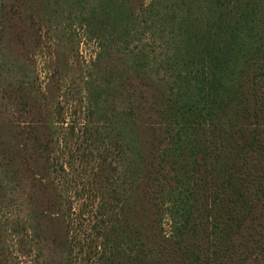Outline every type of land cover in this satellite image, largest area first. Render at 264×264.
I'll return each mask as SVG.
<instances>
[{
    "label": "trees",
    "instance_id": "obj_1",
    "mask_svg": "<svg viewBox=\"0 0 264 264\" xmlns=\"http://www.w3.org/2000/svg\"><path fill=\"white\" fill-rule=\"evenodd\" d=\"M77 134L100 201L88 262L264 264V0H0V211L17 191L26 207L0 217V264L9 233L74 264L57 154Z\"/></svg>",
    "mask_w": 264,
    "mask_h": 264
},
{
    "label": "rangeland",
    "instance_id": "obj_2",
    "mask_svg": "<svg viewBox=\"0 0 264 264\" xmlns=\"http://www.w3.org/2000/svg\"><path fill=\"white\" fill-rule=\"evenodd\" d=\"M81 46L79 48V59L85 66L95 58L98 47L95 43L87 42L82 36L80 37ZM45 43V44H44ZM51 47L48 39L44 42L42 33V42L40 52L37 54L38 73L40 83L45 87L47 83V62L50 59L48 48ZM78 76V75H77ZM63 90L67 98L65 99V116L75 121L76 124L82 122L77 104L81 100V95L76 94L77 83L75 80L66 79ZM74 82V84H73ZM77 102V103H76ZM67 149H62L57 154V160L60 165L66 164L65 172L59 178L58 184L71 203L73 210L72 232L73 234V254L74 264H91L88 262L86 254L96 245V236L93 226L99 220L97 211L99 206V196H95L93 191L92 174L96 168V159L87 145L81 143V137L77 134L74 138H68L66 141ZM17 198L10 208L0 211V217L13 218L14 213L22 214L25 210L24 200L25 193L17 191ZM101 218V217H100ZM3 220V219H2ZM165 231H170L169 222L165 221ZM9 253V264H54L51 259L56 256L55 252L50 249L48 244L38 251L36 243L26 234H6ZM32 250V251H31Z\"/></svg>",
    "mask_w": 264,
    "mask_h": 264
}]
</instances>
